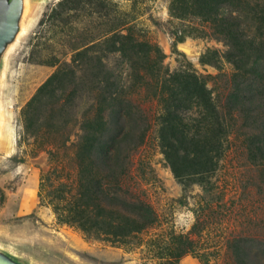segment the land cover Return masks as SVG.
I'll return each mask as SVG.
<instances>
[{
  "label": "rangeland",
  "instance_id": "374dc122",
  "mask_svg": "<svg viewBox=\"0 0 264 264\" xmlns=\"http://www.w3.org/2000/svg\"><path fill=\"white\" fill-rule=\"evenodd\" d=\"M169 1L106 0L110 17L118 10V17L129 21L137 38L160 46L166 67L174 70L190 64L206 77L214 99L229 119L231 133L211 178V189L204 191L197 182L186 186L175 177L162 152L156 104L142 90L136 94L150 125L142 141L130 145L132 149L119 150L120 158L130 159L124 186L153 205L163 227L190 232L211 264H241L244 254L237 241L247 242L252 253L264 246V167L248 157L244 139L254 125V114H264V36L257 35L260 30H250L263 48L247 50L248 68L254 71L240 76L224 56V41L206 33L210 30H201L207 29L206 23L196 17L170 15ZM0 8V31L13 21L12 33L0 48V259L7 264H68L62 261L63 246L54 238L64 239L63 234L83 237L95 248V252L80 250L78 261L69 264H120L132 254L140 259L139 250L101 258L98 255L103 250H126L104 239L85 237L78 227L58 222L48 203L57 188H67L60 181L70 183L76 177L80 126L95 110L94 102L106 93L104 81L93 74L96 63L88 59L73 62L74 53L102 38L114 20L100 16L94 11V2L86 0L73 7L59 5L58 0H0ZM176 30L184 34L182 39H175ZM207 50H216V64L202 61ZM260 53L262 59L252 65L251 60ZM64 61L75 69V75L38 92ZM238 88L249 97L252 93L260 97L253 103L236 102L230 93ZM133 89L130 81L124 92ZM35 96L38 100L31 102ZM197 264H201L199 260Z\"/></svg>",
  "mask_w": 264,
  "mask_h": 264
},
{
  "label": "trees",
  "instance_id": "16d2710c",
  "mask_svg": "<svg viewBox=\"0 0 264 264\" xmlns=\"http://www.w3.org/2000/svg\"><path fill=\"white\" fill-rule=\"evenodd\" d=\"M78 2L58 0L59 5L66 7ZM86 2H94L95 12L114 21L100 35L102 38L76 50L72 60L77 63L93 60L96 63L93 74L104 81L106 93L94 102L95 110L80 126L75 152L76 177L70 183L60 181V186L67 188H57L48 203L58 222L76 226L85 237L104 239L128 252L139 250L144 263L178 264L190 254L201 264H211L206 250L190 232L163 227L153 205L124 186L130 159L118 155L120 149H132L134 146L130 145L142 141L148 130L150 119L136 94L147 90L146 99L156 104L157 133L173 174L186 186L197 182L204 191H209L211 178L227 148L231 133L229 119L214 99L205 76L190 64L170 70L163 63L160 46L137 38L129 21L118 17V10L114 11L115 17H110L106 0ZM169 12L172 16L196 17L205 22L207 29L201 30H210L206 33L211 32L224 41L227 46L224 56L240 71V76L254 71L253 67L248 68L247 50L263 48L250 30H260L257 35L264 36V0H170ZM173 33L176 40L184 37L181 30ZM215 55L216 50H207L201 59L216 64ZM260 59L262 53L251 64ZM73 75L75 69L64 61L38 92ZM130 81L135 89L124 92ZM254 95L247 96L241 88L230 93L241 104L259 99V95ZM36 100L37 96L31 102ZM252 121L254 125L244 135L245 147L248 157L264 167V114L256 112ZM139 127L142 129L136 136ZM246 243L237 241L244 254L239 262L264 264V246L252 253Z\"/></svg>",
  "mask_w": 264,
  "mask_h": 264
},
{
  "label": "crops",
  "instance_id": "0c3cea01",
  "mask_svg": "<svg viewBox=\"0 0 264 264\" xmlns=\"http://www.w3.org/2000/svg\"><path fill=\"white\" fill-rule=\"evenodd\" d=\"M27 200V198H26ZM28 202L30 200H27ZM25 200H22V203H24ZM22 206V205H21ZM22 208V207H21ZM46 214L48 215V217H50V214H48V212H46ZM49 219V218H48ZM51 219V218H50ZM60 233V235L63 233V231H58ZM63 237L64 239H66L65 241L66 242H63V238H61L59 235H55V239L58 240V243L61 245L62 249L64 250L63 251V258H62V261L64 260H67L68 264L71 262V261H78V258H77V255H78V252L80 250H85V249H88L92 252H95V248L89 244V242L84 239L83 237H79V236H75V235H65L63 234ZM60 240V242H59ZM59 245V247H60ZM117 250H112L111 252H106L105 250L103 251H100V254L98 256H100L101 258L102 257H107L110 258V257H117V256H122V254H127V253H130V252H127V251H120V248H116ZM94 254V253H93ZM132 254V253H130ZM97 255V254H96ZM103 255V256H102ZM100 258V259H101ZM198 260L195 258V257H190L189 255H185L184 257L181 258V261L179 262V264H197ZM84 264H94V263H89V261L87 262H84ZM104 264H111L110 261H105ZM120 264H148V263H143L138 257H136L134 254H132L129 258H127L126 260H123L122 263Z\"/></svg>",
  "mask_w": 264,
  "mask_h": 264
},
{
  "label": "water",
  "instance_id": "95a60500",
  "mask_svg": "<svg viewBox=\"0 0 264 264\" xmlns=\"http://www.w3.org/2000/svg\"><path fill=\"white\" fill-rule=\"evenodd\" d=\"M2 11V8H0V12ZM12 27H13V21L10 20L7 22L6 27L3 31H0V48L3 45V43L10 37L12 33ZM0 264H7L2 259H0Z\"/></svg>",
  "mask_w": 264,
  "mask_h": 264
},
{
  "label": "bare ground",
  "instance_id": "6f19581e",
  "mask_svg": "<svg viewBox=\"0 0 264 264\" xmlns=\"http://www.w3.org/2000/svg\"><path fill=\"white\" fill-rule=\"evenodd\" d=\"M22 29H25V28H22Z\"/></svg>",
  "mask_w": 264,
  "mask_h": 264
}]
</instances>
